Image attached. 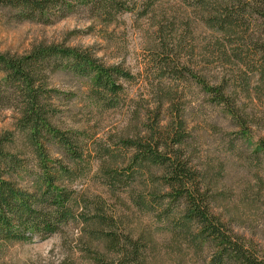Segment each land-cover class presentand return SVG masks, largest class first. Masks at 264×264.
I'll list each match as a JSON object with an SVG mask.
<instances>
[{"label":"trees","instance_id":"trees-1","mask_svg":"<svg viewBox=\"0 0 264 264\" xmlns=\"http://www.w3.org/2000/svg\"><path fill=\"white\" fill-rule=\"evenodd\" d=\"M195 1L199 20L217 36L212 46L222 62V77L211 82L205 74L206 49L200 66L190 65L192 54L191 61L183 60L185 37L169 36H179V30L191 33L190 26L187 30L183 22L176 29L173 20L156 24L160 77L191 79L208 102L225 110L254 146L253 153L264 155V138H251L253 122L237 100L239 88L250 95L249 73L264 79V0ZM75 3L97 17L125 9L119 0H0V7L9 9L17 23L50 25L69 17ZM61 71L88 78L96 94L116 96L121 81L134 80L121 65L102 64L94 53L77 47L37 43L23 54L0 51V110L12 111L14 120L12 130L0 132L1 241H45L75 225L76 248L90 264H161V254H175L178 264L196 254L204 256L203 264H264V252L216 212L215 204L225 195L195 164L180 92L167 85L153 88V109L137 113L132 134L119 138L129 152L127 161L120 162L110 146H99L95 160L110 196L121 186L133 209L170 224L168 235L158 239L145 228H131L105 196L73 190L69 182L84 161L86 132L63 120L62 94L53 85Z\"/></svg>","mask_w":264,"mask_h":264},{"label":"rangeland","instance_id":"rangeland-1","mask_svg":"<svg viewBox=\"0 0 264 264\" xmlns=\"http://www.w3.org/2000/svg\"><path fill=\"white\" fill-rule=\"evenodd\" d=\"M120 1L125 6L124 11L113 9L108 17L105 14L97 17L86 6L75 3V11L69 17L50 25L17 23L12 20L9 9L0 7V51L23 54L37 43L77 47L94 53L102 64L121 65L134 76V80L120 82L122 90L116 96L104 92L96 94L91 91L88 78L72 72L61 71L54 76L53 85L63 98L58 107L64 122L86 132L85 158L69 182L71 188L89 196H105L112 208L123 213L131 228H145L158 239L168 235L170 224L155 213L133 209L121 186L115 197L110 196L107 180L98 172L95 160L99 146H110L120 162L127 161L129 152L120 146L119 138L132 134L137 113L153 109L152 90L164 84L180 92L195 164L214 183H219L216 189L225 195L222 202L215 204L216 212L236 233L264 252V155L253 153L254 146L225 110L208 102L191 79L161 78L159 61L155 58L158 51L156 24L163 21L171 25L169 20H173L178 29L183 22L186 26L189 23L191 33L179 30V36L169 38L182 41V36L185 37L181 54L186 61H191L189 54L193 55L190 65L204 63L201 52L206 49L210 61L205 63L204 72L211 82H218L223 71L219 53L214 52L212 46V39L217 36L199 20L200 8L195 0ZM248 77L251 78L250 95L239 88L237 100L242 101L243 110L253 122L250 131L255 142L264 138V79L259 80L250 73ZM13 123V112L0 110V132L12 130ZM77 232L73 225L66 227L63 234L45 241L0 240V264H64L69 260L90 264L76 248ZM158 258L161 264H178L175 254H161ZM203 259V255H191L184 258L182 264H203Z\"/></svg>","mask_w":264,"mask_h":264}]
</instances>
